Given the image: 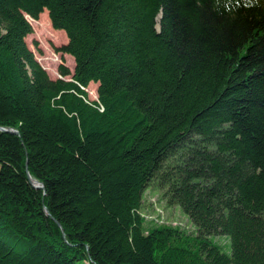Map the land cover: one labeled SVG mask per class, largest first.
<instances>
[{
	"label": "trees",
	"instance_id": "1",
	"mask_svg": "<svg viewBox=\"0 0 264 264\" xmlns=\"http://www.w3.org/2000/svg\"><path fill=\"white\" fill-rule=\"evenodd\" d=\"M0 126V264H264V0H0ZM149 189L192 239L145 230Z\"/></svg>",
	"mask_w": 264,
	"mask_h": 264
},
{
	"label": "rangeland",
	"instance_id": "2",
	"mask_svg": "<svg viewBox=\"0 0 264 264\" xmlns=\"http://www.w3.org/2000/svg\"><path fill=\"white\" fill-rule=\"evenodd\" d=\"M45 12L46 15L39 14L36 21L31 24L32 32L25 37V41L49 76L56 78L59 76L57 71L59 63H64L72 71L74 60L69 54L55 51L54 47L66 43L67 38L63 30L52 27L47 11ZM96 87L97 83L94 82H90L86 87L89 98H96ZM144 199L146 205L143 217L146 231L152 224L176 228L182 233V237L174 240L175 245H183L182 241L193 238L194 227L178 206H166L160 201L159 192L151 189L145 191ZM212 239L223 252L227 254L230 252V242L226 235H215Z\"/></svg>",
	"mask_w": 264,
	"mask_h": 264
},
{
	"label": "water",
	"instance_id": "3",
	"mask_svg": "<svg viewBox=\"0 0 264 264\" xmlns=\"http://www.w3.org/2000/svg\"><path fill=\"white\" fill-rule=\"evenodd\" d=\"M25 17H27V15H25ZM73 69H74V67H73ZM0 130H1V131H8V132L17 133V130H16V129H13V128H11V127L0 126ZM25 164H26V163H25ZM26 171H27V164H26ZM27 175H28V178H29L30 183H31L34 187H36V188H43V185H42L41 183H40V184H34V183L32 182V179H33V178H31V176L29 175L28 171H27ZM45 211L48 212L46 208H45ZM58 225H59V223H58ZM59 226H60V225H59Z\"/></svg>",
	"mask_w": 264,
	"mask_h": 264
},
{
	"label": "bare ground",
	"instance_id": "4",
	"mask_svg": "<svg viewBox=\"0 0 264 264\" xmlns=\"http://www.w3.org/2000/svg\"><path fill=\"white\" fill-rule=\"evenodd\" d=\"M40 15H46L45 10H44L43 12H41ZM26 18H27V20L30 22V24H33V23L36 21V19H34V18H32V17H30V16H28V15H27ZM32 182H33L34 184H40V182L37 181L36 179H32Z\"/></svg>",
	"mask_w": 264,
	"mask_h": 264
}]
</instances>
